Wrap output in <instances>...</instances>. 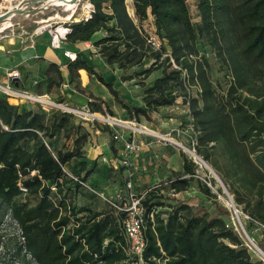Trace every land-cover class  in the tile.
<instances>
[{"label":"trees","instance_id":"1","mask_svg":"<svg viewBox=\"0 0 264 264\" xmlns=\"http://www.w3.org/2000/svg\"><path fill=\"white\" fill-rule=\"evenodd\" d=\"M88 1L92 6L90 17L73 20V16L67 21L70 32L66 40L70 43L89 41L96 32L105 31L93 44L107 64H117L119 68L138 65L145 56V48L157 57L149 49L142 29L152 16L157 35L178 63L184 52L192 51L190 41L192 43L201 33L213 47L225 49L240 88H245L256 72L264 79V0H200L199 28L191 20L187 0H130L132 15L128 12L129 0ZM237 47L239 52L235 50ZM181 66L191 69L186 61ZM66 69L69 84L76 91L85 93L79 74V70L84 69L89 77L107 88L131 119L140 116L149 119L156 107L174 104L176 100L175 95L166 92L164 85L176 79L180 72L167 66L154 82L152 88H156V92H147L139 105L125 98L118 83L107 80L80 54L69 59ZM200 79L206 95L208 85L204 77ZM62 82L60 66L50 63L43 83L48 88H58ZM87 96L91 112L113 115L105 100L91 92ZM204 101V109L200 110L204 116L201 118L204 129L201 145L224 138L244 144L248 158L244 155L243 160L256 174L253 185L258 188L257 194L264 195V110L258 108L254 100L248 107L235 99L229 111L223 113L213 110L208 97L205 96ZM210 109L212 113L205 115ZM73 116L60 109L46 111L39 105L21 109L7 97L0 96V243L1 223L6 217L16 222L22 238V242L16 241L10 246L0 244L10 251L12 264H125L122 249L125 238L119 223L122 213L110 204L109 209L86 216L79 214L86 208L77 212L67 200L69 188L84 190L70 174L99 190L89 179L94 170H87L84 176L67 168L73 158L81 165L95 163L86 159L84 145L90 131L84 122ZM88 126L94 131L92 125ZM61 135L64 140H72L71 147L58 145ZM110 147L114 150L112 144ZM201 152L206 158L207 149ZM179 154L182 171L173 172L176 177L170 183L171 188L175 192L182 191L194 180L204 195L216 197L196 176L195 162L183 151ZM19 182L27 189L26 193L20 190ZM52 186L56 189L52 190ZM157 191V188L151 189L144 199L146 246L143 256L148 264H158L156 259L165 264H264L251 258L247 247L221 217L229 215L223 206H216L219 215L213 217H209L206 210H193L180 200L169 206V210L162 211L160 204L154 202ZM236 200L240 198L237 196ZM261 200L257 198L249 213L264 223ZM150 212H153L152 217Z\"/></svg>","mask_w":264,"mask_h":264},{"label":"rangeland","instance_id":"2","mask_svg":"<svg viewBox=\"0 0 264 264\" xmlns=\"http://www.w3.org/2000/svg\"><path fill=\"white\" fill-rule=\"evenodd\" d=\"M199 1L187 0L191 20L196 28H199L201 23ZM88 3V0L78 1L73 13V20L80 19L86 13L90 4ZM41 4L42 2H38L30 5L29 0H0V13L7 11L9 6L16 7L17 5L24 8L28 7L31 10L29 15L15 14L11 19L12 25L0 30V46L19 47L25 45L40 34H48L47 30L49 28L60 26L62 21L71 20V18L65 19L68 13L64 6L36 9ZM44 25H47L44 27L45 30L42 33H38L37 29ZM1 27L2 25L0 24ZM190 44L192 51L184 52L179 58L180 64L186 61L191 66V69L187 67V85H184L181 74L176 79L168 80L164 87L166 92L176 96L175 103L156 107L149 119L143 116H140L139 119H131L115 100L114 103L110 104L114 112L113 115L110 113H97L110 120L112 118L119 120L118 124L111 125L106 120L92 122L73 114L75 119L84 122V126L90 124L92 127L106 132L103 135L106 138L101 139H95L96 134L90 132L88 141L84 146H88L90 143L91 147H95L99 143L107 141L108 150L105 149L104 154L107 153L108 162L102 158L100 162L95 161L94 165H87V163L81 165L77 158H73L68 163L67 168L84 176L87 174V170H94L98 177L94 178L92 176L89 179L93 180L92 182L99 187V191L104 194L106 199L97 194L91 195L85 190L69 188L66 196L67 200L77 212L81 208H86L80 211L79 214L93 216L99 211L110 208L111 205L108 199L116 200L118 194L125 195L127 182L131 181L130 190L132 192H142L147 188L156 186L158 191L155 194L154 202L160 204L159 210H169V206L175 204L177 200L184 203L188 202L186 204L190 203L193 210H206L205 206L209 204L197 192L199 186L196 181H190L187 188L182 190L183 192L179 191L178 193L170 186L171 181L176 177L173 172L182 171V157L179 152L183 151L189 159L195 162L196 175L202 181L203 179L210 181L212 188L220 194L218 196L210 187L220 203L213 201L209 206H228L226 201L229 195H231L235 203L238 195L234 196V187L240 184L238 183L237 185L236 181L246 183L248 194L244 195L247 199L243 207L245 210H241L242 212H238L236 216L233 207L229 206L228 226L233 228L242 243L247 247L251 258L261 260L264 263L260 254L254 250L255 247L253 249L245 237L246 233L264 251V236H260V231H253L252 221L244 216V213L250 216L249 206L253 203L250 200L255 201V195L260 197L262 199L261 202L264 204V195L259 196L257 194L258 188L253 185L256 181V174L247 161L243 160L244 155L248 158L246 146L233 142L228 138L212 141L206 145H201L200 143V138L204 132L201 124V118L204 116L200 113V110L204 109L205 96L208 97V103L213 105V110L217 109L223 113L229 111L235 99L239 102H244L248 107L251 101L254 100V102H257L256 106L264 110V79H261L260 73L256 72L248 81L247 86L240 88L236 83V76L225 54V49L213 47L201 33L192 43L190 41ZM235 50L239 52L238 47ZM154 58L152 53L145 48V56L140 64L129 68H119L117 64H112L116 70L115 74L107 71L104 76L108 78L113 74L115 78L112 80L119 84L118 88L123 96L132 100L133 104L139 105L147 92H156V88L152 87L166 66L164 63L157 62ZM200 77H204V81L208 85V93L206 95L202 89ZM27 102L31 101H24L23 103ZM80 103L82 102L75 100L73 104L77 106ZM209 112L212 113V110L206 111L205 115ZM131 124L142 129L146 127L152 134H145L143 131L135 130L136 137L143 143L142 148L138 152L124 154L126 163H123L122 157H120L122 140L115 139L114 134L121 135L124 140L128 137L129 130L132 129L129 127ZM189 124H192L194 129L192 139L189 135L181 133V130ZM57 142L58 145L66 146V148L72 145V140H64L63 135L59 136ZM111 144L114 146V150L111 149ZM177 144L185 148H181ZM187 148H194L196 153L215 171L219 180L198 159L194 160ZM203 148H206L208 152L206 158L201 152ZM252 156L251 154L250 157ZM112 160H116V164H113ZM99 176L102 177L100 178ZM224 185H226V188ZM241 192L245 194V189ZM248 197H251L250 200ZM24 198L22 196L21 200ZM238 220L244 227L245 233L239 230ZM1 228L3 233L1 243L4 246H10L16 241L22 242L20 229L10 217H6L3 220ZM12 260L10 251H6L4 247L0 246V264H12Z\"/></svg>","mask_w":264,"mask_h":264},{"label":"built area","instance_id":"3","mask_svg":"<svg viewBox=\"0 0 264 264\" xmlns=\"http://www.w3.org/2000/svg\"><path fill=\"white\" fill-rule=\"evenodd\" d=\"M91 10H92V6L91 4H89L88 10L86 11V13L83 14V16L80 19H87L88 17H90ZM65 19H67V17ZM66 22L67 21H62L60 24V26L64 27L63 28L64 30L62 32L57 30L59 25L54 28L51 27L47 30L48 34L50 35V45L53 48H61L63 42L66 40V35L67 33L70 32V27L66 26L65 24ZM46 26L47 25L39 27L37 29V32L42 33L45 30L44 27ZM142 29L145 33V40H146V43L149 49L155 54H157V57H155L154 59L157 62L164 63L169 69L178 70L180 74L182 75L184 85H187V81H186L187 69L182 67L181 64L175 60V58L173 57L169 49L165 48L164 41L157 35L155 31L152 16H149L148 19L144 22V24L142 25ZM64 55L67 56L69 59L75 58V54L69 51H64ZM18 75H19L18 71L16 70H10L6 72L5 79L3 81H0V96H5L8 98V100L15 99L18 101H31L33 103L38 104L42 109L46 111L51 110V109H60V110L72 113L74 115L80 116L82 118H86L92 122L106 120L111 125L119 123V120L117 119L114 120L112 118L110 120L108 118H104L101 114L97 112H91L87 104L81 105V106H71L67 103L50 99L46 94H37L31 91H28L27 89L22 88L21 86L18 85V83L15 82L14 77H17ZM129 127H131L134 130L132 129L129 130L128 132L129 135L124 140L121 135L114 134L115 139L122 140L121 142L122 152L120 154V157H122L123 163H126V156H124V154L135 153V152L140 151L142 148L143 143L141 142V140H139L136 137L135 130L143 131L145 134H152V132L147 130L146 127L145 129H142L132 124L129 125ZM181 133L189 135L192 139L193 138L192 133L194 134L193 125L192 124L187 125L185 128L181 130ZM187 150L194 160L198 159L200 161L202 159V157L196 153L194 148L192 149L187 148ZM103 160L107 161L108 159L103 158ZM112 163L116 164V160H112ZM70 176L74 180H76L84 190H88L106 199L104 194L101 193L97 188L93 187L88 181L79 179L78 177H75L71 174ZM185 176H188V175H185ZM196 176L199 177L198 175ZM203 181L209 187L212 188V184L210 181L205 180V179H203ZM18 185L22 193L27 192V189L21 184V182H19ZM126 187H127V192L125 195L118 194V198L116 200L108 199L110 204L116 208L117 212H119L120 214L122 213L119 223L121 226L123 236L125 238V244H123L122 246V249L125 253L124 262L125 264H148V262L144 259V256H143L144 249L146 246L144 199H145L146 193L150 191L151 189L156 188V186L147 188L146 190H143L142 192H132L130 190L131 189V181H130V182H127ZM51 189L55 190L56 188L55 186H52ZM212 189L215 193H217L218 196H220L217 190H215L214 188ZM229 206L230 205H228V207ZM231 207H233V210L236 216L238 215V212H242L241 209L234 202ZM149 216L152 217L153 212H150ZM244 216L246 219L252 221L253 231H256V232L260 231V236L263 237L264 236V223L250 217L248 214L244 213ZM239 224H241L240 221H239ZM241 230L245 233V230L242 224H241ZM245 237L248 238L249 236L245 233ZM254 250L257 253H259L256 249ZM258 250L261 253L264 252L261 248H259ZM260 256H261V259L264 261V256L261 254ZM156 261L158 262V264H165L161 259H156Z\"/></svg>","mask_w":264,"mask_h":264},{"label":"crops","instance_id":"4","mask_svg":"<svg viewBox=\"0 0 264 264\" xmlns=\"http://www.w3.org/2000/svg\"><path fill=\"white\" fill-rule=\"evenodd\" d=\"M128 12L130 15L133 14V9L131 8V1L129 0ZM105 35V31L101 30L96 32L93 35L92 40L84 41V42H74L70 43L65 40L62 44L61 48H53L50 45V35L49 34H40L35 38H32L30 42H27L25 45L19 47H7L0 46V81H3L6 77V72L10 70L18 71V76L14 77L16 83L24 89L31 91L37 94H46L50 99L61 101L64 103H68L74 105L75 100L80 101L77 106L87 104V101L90 98L87 96V93L91 92L97 97L105 100L109 106L111 103H114L113 96L107 90V88L97 81L94 77H89L87 72L84 69L79 70L80 74V86L85 89V93H80L76 91L72 85L69 84L68 73L66 69V64L69 62V58L64 55V51H69L74 53L75 56L80 54L85 60H87L91 65H95L96 68L104 73L109 71L110 73L115 74L116 70L112 65L107 64L101 55L97 52L96 47L93 44V40H96ZM50 63H57L60 66L61 75L63 78V82L60 87H50L48 88L44 82L45 79V70ZM114 69V71H113ZM112 77V78H111ZM106 78V77H105ZM115 78L112 74L110 77L106 78L109 81ZM119 81V80H118ZM120 83V82H119ZM13 100V101H12ZM9 102L12 104H18L21 109L24 107L27 108H36L38 104L36 103H23L24 101H18L15 99H9ZM111 108V107H110ZM87 130L91 133L96 134L95 139L104 138L103 136L106 132L102 129L95 128L94 131L90 128V126H86ZM106 138V137H105ZM105 149L108 150L107 141L103 143H99L95 147H91L90 143L88 146H85L86 150V159L89 162H100L102 158H107L106 154H104ZM106 161V160H105ZM108 162V161H106ZM182 167V163H181ZM98 177L96 173H91V177ZM100 178L102 176H99ZM110 181V180H109ZM239 186L234 187L233 194H238L240 200H236V205L243 211V207L246 203V198L244 195L248 194V187L245 182L236 181ZM245 194H242L241 191H244ZM247 189V191H246ZM198 190V191H197ZM197 192L201 197L205 198V202L209 205L214 201L220 203L217 197H208L204 195L197 188ZM183 192V191H180ZM213 193V191H211ZM183 197V196H182ZM249 200L251 197H248ZM257 200V196L255 195V201ZM252 204H250V208L253 209L254 200H250ZM188 203V202H186ZM190 205V203H189ZM206 205V212L209 214V217L218 216L219 210L217 207ZM225 209L230 211L228 206H223ZM249 208V209H250ZM245 210V209H244ZM247 210V208H246ZM221 216V215H220ZM225 222L228 224V216H221Z\"/></svg>","mask_w":264,"mask_h":264},{"label":"bare ground","instance_id":"5","mask_svg":"<svg viewBox=\"0 0 264 264\" xmlns=\"http://www.w3.org/2000/svg\"><path fill=\"white\" fill-rule=\"evenodd\" d=\"M78 1L79 0H44L43 2H42V4H41V6L39 7L40 9H42V8H49V7H54V6H64L65 7V9L67 10V13H68V15L66 16L67 18H69V14L71 13V12H73L74 13V11H75V9H76V7H77V5H78ZM89 4V3H88ZM16 7H18V8H24V7H20L19 5H17ZM16 7H12V6H9V8L8 9H10V10H15V8ZM24 10V9H23ZM17 13H19V14H23V15H29V14H31V10H24V11H21V12H18V11H15V13H14V15L15 14H17ZM12 18H7V19H5L2 23H1V25H2V27L0 28V30H2V29H5L7 26H11L12 25V20H11ZM45 26V25H44ZM64 27L63 26H58V28H57V30L58 31H63L64 29H63ZM177 145H179V144H177ZM181 148L183 147V148H185L184 146H182V145H179ZM198 156V155H197ZM199 157V156H198ZM201 161V163L206 167V168H208L210 171H211V173L219 180V178H218V176H217V174L215 173V171L208 165V163L204 160V159H201L200 160ZM226 204L227 205H230V206H232L233 205V201H232V199H231V195H229V198H228V200L226 201ZM238 224V227H239V230L240 231H242L241 230V224H239V222L237 223ZM246 239H247V241L249 242V244L251 245V247H255V249L261 254V255H263L264 256V252H260L258 249H259V247L255 244V242L250 238V237H246Z\"/></svg>","mask_w":264,"mask_h":264},{"label":"water","instance_id":"6","mask_svg":"<svg viewBox=\"0 0 264 264\" xmlns=\"http://www.w3.org/2000/svg\"><path fill=\"white\" fill-rule=\"evenodd\" d=\"M44 0H29L30 5H33L38 2H43ZM24 10H29L28 7L23 8ZM22 8L16 7L15 10L8 9L7 11L0 13V24L7 18H12L14 16L15 11L21 12L24 11ZM36 9H40L39 7ZM73 12L69 14V18H72ZM226 188V185H224Z\"/></svg>","mask_w":264,"mask_h":264}]
</instances>
